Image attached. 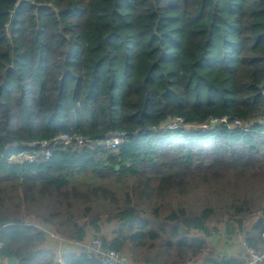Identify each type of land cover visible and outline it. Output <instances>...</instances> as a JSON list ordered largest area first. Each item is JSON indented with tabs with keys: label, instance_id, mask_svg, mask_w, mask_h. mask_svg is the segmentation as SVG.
I'll return each instance as SVG.
<instances>
[{
	"label": "trees",
	"instance_id": "1",
	"mask_svg": "<svg viewBox=\"0 0 264 264\" xmlns=\"http://www.w3.org/2000/svg\"><path fill=\"white\" fill-rule=\"evenodd\" d=\"M31 1L41 6L22 3L8 36L18 0H0V264H102L56 261L29 215L82 241L107 213L118 226L99 237L136 264L198 256L226 217L230 238L237 222L264 244V0ZM61 133L92 143L17 157ZM251 214L246 230L238 217Z\"/></svg>",
	"mask_w": 264,
	"mask_h": 264
},
{
	"label": "built area",
	"instance_id": "2",
	"mask_svg": "<svg viewBox=\"0 0 264 264\" xmlns=\"http://www.w3.org/2000/svg\"><path fill=\"white\" fill-rule=\"evenodd\" d=\"M221 121H227L226 118H211L210 124L219 123ZM183 118H177L175 122L170 123L169 126L175 128L178 124H183ZM236 123H240L236 120ZM208 124H204V126H208ZM125 139V133L119 132L106 140V144L109 147L115 148L120 143H122ZM76 142L78 144L92 143L91 139L84 138L81 134H69V133H61L58 136L53 137L52 139H43L40 141L33 142L32 145H39L40 150H26L20 152L17 157L23 158L24 160H29L33 162L39 158H43L44 160L51 158L53 154V149L60 143H72ZM101 143V142H99ZM242 246L245 250L244 254L239 258L240 264H264V244H262L259 248H254L250 246L244 239L242 240ZM1 247V243H0ZM86 253L89 258H95L99 260L102 264H135L126 254L122 251H119L109 245H106L103 239L99 236L92 238L90 241Z\"/></svg>",
	"mask_w": 264,
	"mask_h": 264
},
{
	"label": "rangeland",
	"instance_id": "3",
	"mask_svg": "<svg viewBox=\"0 0 264 264\" xmlns=\"http://www.w3.org/2000/svg\"><path fill=\"white\" fill-rule=\"evenodd\" d=\"M44 205L37 204L36 206L37 207L38 206L39 207L42 206L41 209H44L43 211H45L47 209L46 208L47 204H44ZM96 211H99V210L97 209ZM107 216H108L107 213H103L102 216H101L102 220H101L100 224L102 226V230H103L102 232L103 233H99L97 235H94L95 233H91V234H93V238L96 237V236H103V234L106 235V236H109V237H111L113 235L112 232H113L114 229L117 228L118 221L113 220L111 223H107V221H106ZM257 217H258L257 214H251V215H248L246 217H238V218L244 219L243 220L244 221V227L247 230L257 220ZM26 220L28 222H30L32 220L35 221V222L37 220L40 221V222H43L42 218L38 217L36 215L35 216L34 215H29V216L26 217ZM226 220H227V217H226L225 221ZM225 221H223V222H216V221L210 222L209 223V227H210L211 231L212 232L214 231V232L212 233V235L210 237L207 238V246L204 249V251L201 254H199L198 256L193 257L190 260H188V261H186L184 263H181V264H195V263L201 262L206 256H209L211 254L218 255V254L226 253L225 250H229V251L232 252L233 248L237 249L238 246H239L238 242L237 241H233V239H229L228 238L229 236L227 235V232H226ZM234 224H235V228H236L235 229V235L241 236V234L243 233L242 230H241V227L238 225L237 222H234ZM193 234L203 235V234H201L199 232H194ZM124 251L125 252H123V253L126 254L127 257L129 258V260L132 261L133 259H132L130 250L129 249H125Z\"/></svg>",
	"mask_w": 264,
	"mask_h": 264
},
{
	"label": "crops",
	"instance_id": "4",
	"mask_svg": "<svg viewBox=\"0 0 264 264\" xmlns=\"http://www.w3.org/2000/svg\"><path fill=\"white\" fill-rule=\"evenodd\" d=\"M28 223L34 224L46 232V238L43 241V243L41 244L40 249L44 250V251L52 252L55 255L56 261H58V262H62L64 256L67 254L85 253L87 248H88L90 241L93 238V234H91V233H95L94 235L98 234L92 226H87L86 227V237L84 238V240L75 241V240L68 239V238H65V237L57 234L55 231V228L50 224L40 222L38 220L36 222L32 220ZM102 231L103 230H101V233H103ZM113 236L114 235H112L111 237H109V236H107V237L113 238ZM228 238L233 239V241H237L239 246L237 249L233 248L232 252L229 250H225L226 253H222V254H227V255H230L233 257L240 258L245 252V250L242 246V243H241L243 238H244V233H242L241 236L234 235L233 237H231V238L228 237ZM1 261L2 260L0 259V262ZM4 261H5V264L9 263L8 258Z\"/></svg>",
	"mask_w": 264,
	"mask_h": 264
},
{
	"label": "water",
	"instance_id": "5",
	"mask_svg": "<svg viewBox=\"0 0 264 264\" xmlns=\"http://www.w3.org/2000/svg\"><path fill=\"white\" fill-rule=\"evenodd\" d=\"M24 2H28V3H30L31 5H35L37 8H39V7L41 6V5H39V4H35V3H34L33 1H31V0H18L17 4L15 5L14 9H13L12 12H11L10 20H9L7 26H6L8 36L11 35V31H12V29H13V27H14V23H15V19H16L17 13H18V11H19L20 6H21L22 3H24ZM117 168H118V167H117ZM8 262H9L8 264H18V261H17V259H16L14 256L9 257V258H8Z\"/></svg>",
	"mask_w": 264,
	"mask_h": 264
}]
</instances>
